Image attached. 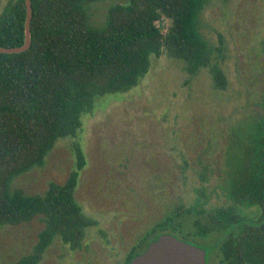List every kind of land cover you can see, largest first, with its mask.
Masks as SVG:
<instances>
[{
  "label": "trees",
  "instance_id": "16d2710c",
  "mask_svg": "<svg viewBox=\"0 0 264 264\" xmlns=\"http://www.w3.org/2000/svg\"><path fill=\"white\" fill-rule=\"evenodd\" d=\"M98 1L32 0L31 47L0 53V229L37 216L45 224L31 253L0 264H40L56 237L74 250L82 247L86 228L96 222L75 196L87 165L79 144L68 179L51 182L46 194H28L12 182L43 166L59 139L75 137L82 115L92 112L98 99L138 86L152 57L166 52L195 75L206 68L214 87L227 89L224 41L212 45L200 28L208 0H128L112 5L104 24L96 26L88 6ZM26 18V0L7 2L0 13V47L24 44ZM226 160L227 179L220 188L227 205L206 209L203 201L209 196L203 190L199 203L179 204L150 233L158 239L176 224L183 229L187 224L185 236L194 240L227 231L219 244V264H264V101L262 113L242 134L235 132ZM200 176L209 180L204 171ZM244 206L257 208L259 215L244 217ZM140 247L131 249L124 264L146 251Z\"/></svg>",
  "mask_w": 264,
  "mask_h": 264
},
{
  "label": "rangeland",
  "instance_id": "374dc122",
  "mask_svg": "<svg viewBox=\"0 0 264 264\" xmlns=\"http://www.w3.org/2000/svg\"><path fill=\"white\" fill-rule=\"evenodd\" d=\"M8 1L0 0V13ZM127 2L92 3L91 23L103 25L112 5ZM200 24L212 45L224 41L226 90L214 87L206 68L195 75L166 52L154 56L138 86L98 99L93 111L82 115L75 137L59 139L43 166L14 179L12 187L44 195L51 182L68 179L76 143L87 158L75 196L96 223L86 228L79 249L56 237L40 264H124L135 245L141 244V252L157 240L150 233L157 222L179 204L199 203L203 190L209 196L203 201L206 209L227 205L220 184L227 179L226 158L235 132L242 134L263 111L264 0H208ZM203 171L207 182L201 179ZM240 212L251 220L259 215L255 207ZM176 225L164 233L203 248L208 264H219V244L227 231L194 240L185 236L187 224L184 229ZM44 227L42 216L4 225L1 262L31 253Z\"/></svg>",
  "mask_w": 264,
  "mask_h": 264
},
{
  "label": "water",
  "instance_id": "95a60500",
  "mask_svg": "<svg viewBox=\"0 0 264 264\" xmlns=\"http://www.w3.org/2000/svg\"><path fill=\"white\" fill-rule=\"evenodd\" d=\"M26 6L24 44L19 47H0V53H22L31 47L32 0H26ZM129 264H208V262L207 253L203 248L181 240L175 235L164 233L151 242L146 251L135 257Z\"/></svg>",
  "mask_w": 264,
  "mask_h": 264
}]
</instances>
